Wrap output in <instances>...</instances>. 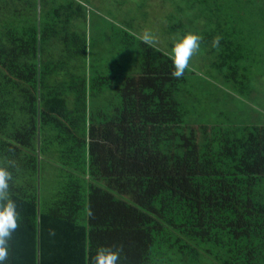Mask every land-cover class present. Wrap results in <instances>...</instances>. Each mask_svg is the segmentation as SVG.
<instances>
[{
  "label": "trees",
  "instance_id": "trees-1",
  "mask_svg": "<svg viewBox=\"0 0 264 264\" xmlns=\"http://www.w3.org/2000/svg\"><path fill=\"white\" fill-rule=\"evenodd\" d=\"M163 3L215 72L172 76L130 22L97 54L83 0H0L7 264H264V0Z\"/></svg>",
  "mask_w": 264,
  "mask_h": 264
},
{
  "label": "rangeland",
  "instance_id": "rangeland-1",
  "mask_svg": "<svg viewBox=\"0 0 264 264\" xmlns=\"http://www.w3.org/2000/svg\"><path fill=\"white\" fill-rule=\"evenodd\" d=\"M88 3L89 7L92 8L90 13L91 19V31L93 35V40L95 42L96 53H105L110 49L116 50L118 44V38L116 34L114 37L112 35V31L115 30V23H127L130 22L132 24V28L137 29L142 32L144 30L150 31L155 37V43L159 44L162 48L169 50L170 47V38L171 35H166V31L164 28V24L162 21L165 18L166 7L163 3V0H159L160 3L155 6L152 5V1L147 5L149 6V11L147 13L146 19H144L140 12L143 8H139L141 0H83ZM146 5V6H147ZM140 9V11H139ZM138 11L135 12V11ZM134 17H137L133 19ZM133 19V20H131ZM174 36V35H173ZM106 50V51H105ZM206 53L199 48L196 50L192 57H190L189 63L199 67L203 71H216V68L212 67L211 60L209 57H205ZM107 59V58H105ZM102 63V62H100ZM262 67V65H261ZM260 72L262 69L259 67ZM260 93L259 102L261 107L264 105V87L263 90H256V93ZM260 119V118H259ZM47 168H45V171ZM53 177V175H52ZM50 174L47 175L48 181H50ZM52 180V179H51Z\"/></svg>",
  "mask_w": 264,
  "mask_h": 264
},
{
  "label": "clouds",
  "instance_id": "clouds-1",
  "mask_svg": "<svg viewBox=\"0 0 264 264\" xmlns=\"http://www.w3.org/2000/svg\"><path fill=\"white\" fill-rule=\"evenodd\" d=\"M139 40L155 46V37L148 31H142L137 37ZM201 36L192 31L176 33L170 38V47L167 56L171 60L173 68L171 75L181 77L189 65L190 57L200 47ZM220 37L213 39V46L219 43ZM11 172L7 167L0 166V264H7L9 256V238L17 228L18 213L15 202L8 194ZM120 257L117 250L106 245L97 246L92 256V264H119Z\"/></svg>",
  "mask_w": 264,
  "mask_h": 264
},
{
  "label": "water",
  "instance_id": "water-1",
  "mask_svg": "<svg viewBox=\"0 0 264 264\" xmlns=\"http://www.w3.org/2000/svg\"><path fill=\"white\" fill-rule=\"evenodd\" d=\"M40 260L38 259V264H39Z\"/></svg>",
  "mask_w": 264,
  "mask_h": 264
}]
</instances>
